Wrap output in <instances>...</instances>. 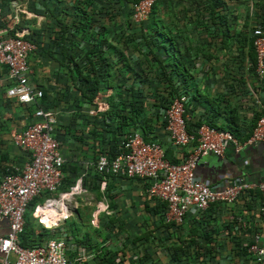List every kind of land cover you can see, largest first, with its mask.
Instances as JSON below:
<instances>
[{
    "label": "crops",
    "instance_id": "1",
    "mask_svg": "<svg viewBox=\"0 0 264 264\" xmlns=\"http://www.w3.org/2000/svg\"><path fill=\"white\" fill-rule=\"evenodd\" d=\"M216 1L164 0L161 15L171 29L181 30L180 39L188 48L184 53L197 59L199 69L195 72L194 89L199 91L200 101L206 99L212 105L218 101L222 107L219 108L220 115L213 120L219 125L226 124L225 111H231L240 121V130L244 131L246 126L242 122L251 119L254 108H264V82L257 80L246 64L244 68L241 60L249 47L251 29L264 25V12L258 10V6L262 8L263 0H219L223 3L216 12L224 16L210 18L207 4L210 7ZM254 7L258 13L253 12ZM29 62L30 80L43 90L45 97L38 101L40 107L56 112L55 136L65 159L61 181L63 187L69 185L68 189L56 191H68L79 178L85 189L72 197L69 213L58 227L51 229L57 234L63 228L67 231L64 252L69 261L79 258L74 264H258L243 253L254 231L251 230L252 223L258 227L264 243V220L257 214L253 221L251 213L191 210L181 223L168 224L163 220L165 213L159 207L161 202L147 196V180L97 175L94 160L100 153L99 142L87 131L92 129L87 117L92 116L89 111L93 107L88 104L78 107V101L71 97L68 100L58 98L60 91H64L65 82L69 86L71 83L50 56L32 55ZM8 83L7 74L0 70V164L9 161L22 168L27 161L24 158L26 151L16 147L12 137L34 119L38 106L7 97ZM70 94L74 96L72 92ZM99 103L106 105L103 99ZM201 109L197 107V110ZM185 116L194 119L190 113ZM246 133L247 130L244 135ZM154 134L169 160L183 161L194 147L193 144L174 147L163 128L156 127ZM256 145H245L237 152L228 145L222 156L203 155L195 173L212 187H221L238 179L262 182L264 161L254 150ZM36 205L32 211L36 220L35 234L42 226L37 214L46 219L41 208L35 213ZM239 205L248 212L241 202ZM68 217L78 226L75 235L71 226L67 228ZM7 229V222L3 220L0 234Z\"/></svg>",
    "mask_w": 264,
    "mask_h": 264
},
{
    "label": "trees",
    "instance_id": "2",
    "mask_svg": "<svg viewBox=\"0 0 264 264\" xmlns=\"http://www.w3.org/2000/svg\"><path fill=\"white\" fill-rule=\"evenodd\" d=\"M137 1L139 0H28V8L44 16L40 25L31 27L29 39L36 44V49L29 56H50L65 71L63 76L72 86L65 82L64 91H60L58 98L68 100L71 97L78 101V107L88 104L94 109L99 107L102 99L106 104L102 110L87 117L92 128L87 131L99 142V152L109 156L116 155L121 151L122 141L135 131L147 142H158L154 134L156 127L163 128L165 132L161 111L181 94L189 97L185 114L190 113L194 117L188 119L185 116L188 132H195L197 127L206 123L218 129L229 130L239 141H246L258 117L264 114V108H254L251 119L242 122L247 130L245 135L246 130H240V121L231 111H225L226 124L219 125L214 121V117L220 115L219 108L222 107L218 101L214 105L207 103L206 99L200 101L199 91L194 89L197 79L195 72L199 69L197 59L191 57L190 53H184L188 48L180 39L181 30L171 29L162 18L164 0L155 1L146 19L138 23L131 17V6ZM9 3L10 0H0V14L11 11ZM222 3L218 0L211 3L210 7L207 4V15L210 18L213 15L223 17V14L216 12ZM262 3V8L258 6V10L264 12V0ZM253 10L258 13L255 7ZM260 26L264 31V25ZM253 29L250 31L246 56L241 57L244 68L246 64L252 72L255 71L256 61ZM0 70L7 74L6 67H0ZM44 98L43 95L40 100ZM33 103L40 106L38 101ZM198 106L202 108L200 111L197 110ZM24 158L29 159L27 152ZM11 166L14 165L9 161L0 164V177ZM11 171L14 170L11 168ZM95 172L101 176L96 170ZM67 181L69 184L70 181ZM63 184L61 181L58 189L69 188V185L63 187ZM54 192H43L35 196L27 206L30 211L24 213L26 220L27 213H32L37 203ZM240 202L248 212H244V208L240 209ZM262 204L264 193L253 190L242 193L235 205L217 202L210 204L205 210L251 213L254 221ZM159 207L162 213L166 211L165 202H161ZM251 230L254 231L247 244L251 242L254 233L259 232L254 223ZM56 234L57 231L43 226L35 234L27 220L20 234V242L23 246L30 247L44 243ZM246 248L243 253L252 257Z\"/></svg>",
    "mask_w": 264,
    "mask_h": 264
},
{
    "label": "built area",
    "instance_id": "3",
    "mask_svg": "<svg viewBox=\"0 0 264 264\" xmlns=\"http://www.w3.org/2000/svg\"><path fill=\"white\" fill-rule=\"evenodd\" d=\"M155 1L139 0L133 3V21L138 23L145 20ZM9 4L11 11L0 14V67H6L9 80L6 96L16 98L22 104L37 102L42 98L43 90L30 80L29 55L36 49V44L30 41L29 35L31 27L40 25L44 16L31 11L28 0H10ZM252 36L256 54L254 72L260 81H264V31L261 26L254 27ZM188 100L186 94H181L161 111L166 135L174 147L195 144L183 161L172 162L165 156L161 143L147 142L135 131L122 141L119 153L114 156L99 153L94 162L95 170L102 176L122 175L147 180V196L166 203V223L179 224L189 211H204L212 203L235 205L239 196L248 191L260 190L264 193V181L238 179L221 187H212L195 173L203 155L213 153L222 156L228 145H232L237 152L245 145L264 143V114L258 117L250 137L241 142L229 130L206 123L197 127L195 132H188L185 122ZM103 108L99 103L97 109L89 112L95 114ZM55 116L54 110L38 106L34 119L12 137V143L24 149L29 159L22 168L7 167L0 177V223L6 220L8 227L4 234H0V264H74L79 261L77 258L71 262L65 255L68 233L64 228L41 244L27 247L20 242L24 213L29 202L43 192L56 191L61 183L65 159L55 136ZM101 185H104V181H101ZM84 191L82 178H79L68 191L59 192L57 196H46L37 203L35 213L41 208V214L53 213V218L45 221L37 214L40 224L47 229L58 227L69 213L72 197ZM54 209L58 213L55 214ZM257 215L264 220V204L260 205ZM247 252L254 262H264V243L259 232L254 233L247 244Z\"/></svg>",
    "mask_w": 264,
    "mask_h": 264
},
{
    "label": "rangeland",
    "instance_id": "4",
    "mask_svg": "<svg viewBox=\"0 0 264 264\" xmlns=\"http://www.w3.org/2000/svg\"><path fill=\"white\" fill-rule=\"evenodd\" d=\"M118 27H119V25H118ZM57 193H58V191H55L54 192V196H56ZM43 200L44 199H42L41 201H43ZM30 202H29V204H30ZM70 207L72 208V205L71 204L69 205V208ZM26 211H30V209L27 207ZM27 220L29 222L30 228L33 230L36 227V220L32 216V213H30V212L27 213ZM27 220H26L25 215H24V225L27 222ZM66 220H67V223H68L67 228H70V226H71V228L73 229V231L77 230V227L78 226L76 225V223L72 222V219L70 217H68Z\"/></svg>",
    "mask_w": 264,
    "mask_h": 264
},
{
    "label": "water",
    "instance_id": "5",
    "mask_svg": "<svg viewBox=\"0 0 264 264\" xmlns=\"http://www.w3.org/2000/svg\"><path fill=\"white\" fill-rule=\"evenodd\" d=\"M254 150L258 151L259 154L263 156V161H264V143H258L255 147Z\"/></svg>",
    "mask_w": 264,
    "mask_h": 264
},
{
    "label": "bare ground",
    "instance_id": "6",
    "mask_svg": "<svg viewBox=\"0 0 264 264\" xmlns=\"http://www.w3.org/2000/svg\"><path fill=\"white\" fill-rule=\"evenodd\" d=\"M49 209V208H48ZM66 212V210L64 209V213ZM54 213L56 214V213H58V211L56 210V209H54ZM52 214L53 213H48L47 215H46V219H45V221H47V220H51L52 218H53V216H52Z\"/></svg>",
    "mask_w": 264,
    "mask_h": 264
}]
</instances>
